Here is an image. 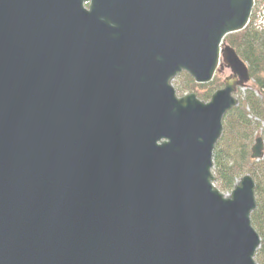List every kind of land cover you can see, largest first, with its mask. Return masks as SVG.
<instances>
[{"label": "water", "instance_id": "95a60500", "mask_svg": "<svg viewBox=\"0 0 264 264\" xmlns=\"http://www.w3.org/2000/svg\"><path fill=\"white\" fill-rule=\"evenodd\" d=\"M254 3L0 0V264H256L255 181L212 170Z\"/></svg>", "mask_w": 264, "mask_h": 264}, {"label": "trees", "instance_id": "16d2710c", "mask_svg": "<svg viewBox=\"0 0 264 264\" xmlns=\"http://www.w3.org/2000/svg\"><path fill=\"white\" fill-rule=\"evenodd\" d=\"M255 13L252 14L247 29L225 38L227 45L247 65L251 86L246 89L244 100L238 101L239 106L226 114L222 124V138L213 153L215 185L224 194H229L242 176L249 175L254 181H258L259 174L264 173V161L256 162L248 156V143L253 138L254 127L258 126L255 121L264 123V16L257 18ZM258 21L259 24H256ZM185 79L186 83L177 87V95L185 92L191 94L196 90L194 93L201 101H208L218 88L214 87V80L201 86L194 84L188 75H185ZM247 171L249 174H245ZM255 190L257 208L252 214L251 222L261 239L255 262L264 264V190L260 188L259 182L255 183Z\"/></svg>", "mask_w": 264, "mask_h": 264}, {"label": "rangeland", "instance_id": "374dc122", "mask_svg": "<svg viewBox=\"0 0 264 264\" xmlns=\"http://www.w3.org/2000/svg\"><path fill=\"white\" fill-rule=\"evenodd\" d=\"M256 2V1H255ZM254 9H253V12H252V14L253 13H255V16L258 18V17H260V16H264L263 14H264V0H262V1H257L255 4H254ZM261 13V14H260ZM251 17H252V15H251ZM252 19V18H251ZM256 21H257V19H256ZM256 24H259V21L258 22H256ZM225 75L224 76H222V77H220V82H223L224 81V79H225V77H228L229 76V72H226L225 71ZM185 75L186 74H181L179 77H177L173 82H172V85L174 86V88L175 89H177V87H179V86H181V85H184L185 83H186V79H185ZM250 86H251V83L249 84ZM245 91L246 90H244V91H238L237 92V95H236V97H237V99H238V101L240 102V101H243L244 100V96H245ZM194 92L196 93V90H194ZM193 92V93H194ZM184 94H187V92H185ZM184 94H178L180 97H181V95H184ZM209 101V100H208ZM207 102V101H206ZM255 122H257L258 123V126H255L254 127V133H253V138L250 140V142L248 143V156L250 157V155H251V149H252V146L255 144V141H256V139H258L259 137H261L262 138V140H263V146H264V123L263 122H259V120H257V121H255ZM264 157V156H263ZM261 162H263L264 161V158H262L261 160H260ZM245 174H249L248 173V171H247V173H245ZM244 174V175H245ZM260 176V178H259V180L258 181H255V183L257 184L258 182H259V184H260V188H262L263 190H264V173H262L261 172V174H259ZM239 181V180H238ZM264 196V195H263Z\"/></svg>", "mask_w": 264, "mask_h": 264}, {"label": "flooded vegetation", "instance_id": "af4514ba", "mask_svg": "<svg viewBox=\"0 0 264 264\" xmlns=\"http://www.w3.org/2000/svg\"><path fill=\"white\" fill-rule=\"evenodd\" d=\"M88 6H89L88 4L85 5V7H87V8H88ZM225 71L230 73L228 77H225V79L235 78L234 75L232 74L231 70L229 68H227V66L223 63L222 66L219 67L218 70L215 72L216 74H215V76L213 78V80L216 82L214 87H216V88L218 87L216 90H219V89L224 87V81L220 82L219 80H220V77H222V76H224L226 74Z\"/></svg>", "mask_w": 264, "mask_h": 264}]
</instances>
